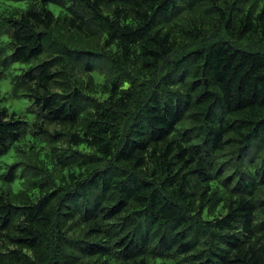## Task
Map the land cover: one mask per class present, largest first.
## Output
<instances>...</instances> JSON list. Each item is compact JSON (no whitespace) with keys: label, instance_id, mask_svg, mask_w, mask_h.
Returning a JSON list of instances; mask_svg holds the SVG:
<instances>
[{"label":"trees","instance_id":"1","mask_svg":"<svg viewBox=\"0 0 264 264\" xmlns=\"http://www.w3.org/2000/svg\"><path fill=\"white\" fill-rule=\"evenodd\" d=\"M8 14L0 264H264V0Z\"/></svg>","mask_w":264,"mask_h":264},{"label":"rangeland","instance_id":"2","mask_svg":"<svg viewBox=\"0 0 264 264\" xmlns=\"http://www.w3.org/2000/svg\"><path fill=\"white\" fill-rule=\"evenodd\" d=\"M30 0H3V3L0 4V25L4 17L8 16L9 12L12 9H22L25 10L29 7ZM25 5L26 7L20 8L17 5ZM50 9L56 14L59 15L62 9L56 5H50ZM0 32L2 36H0V42H7L8 34L6 31L0 27ZM7 37V40L3 39ZM19 65L20 67H17ZM29 68L26 64H14L10 68L4 70L5 76L0 80V90H3V95H0V110H8L9 114H16L18 117L22 118L23 120L32 123L35 119L34 113L28 111V108L31 107V102L28 98H16L12 93V79L16 75L22 74ZM26 102V103H25ZM23 145V143L21 144ZM13 151V150H12ZM16 156H22L19 151H13L6 154L2 159L3 163H12V158ZM21 178H19L16 182H20ZM19 188L18 184L15 185V189Z\"/></svg>","mask_w":264,"mask_h":264},{"label":"clouds","instance_id":"3","mask_svg":"<svg viewBox=\"0 0 264 264\" xmlns=\"http://www.w3.org/2000/svg\"><path fill=\"white\" fill-rule=\"evenodd\" d=\"M3 3V0H0V4H2ZM17 7H20V8H24V7H26L25 5H23V4H21V5H17ZM3 39H5V40H7V37H4ZM17 67H20L19 65H17ZM124 87L125 88H127L128 87V85L127 84H125L124 85ZM54 91H57V92H59L60 90L59 89H54ZM0 95H3V90H0ZM26 103V102H25Z\"/></svg>","mask_w":264,"mask_h":264}]
</instances>
